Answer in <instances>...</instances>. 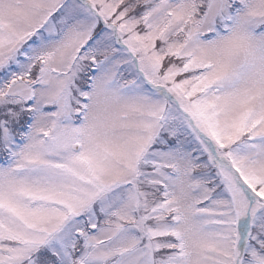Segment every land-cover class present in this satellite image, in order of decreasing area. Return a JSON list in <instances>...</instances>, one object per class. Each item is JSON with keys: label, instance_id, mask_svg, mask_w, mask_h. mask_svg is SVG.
Listing matches in <instances>:
<instances>
[{"label": "snow or ice", "instance_id": "obj_1", "mask_svg": "<svg viewBox=\"0 0 264 264\" xmlns=\"http://www.w3.org/2000/svg\"><path fill=\"white\" fill-rule=\"evenodd\" d=\"M0 264H264V0H0Z\"/></svg>", "mask_w": 264, "mask_h": 264}]
</instances>
